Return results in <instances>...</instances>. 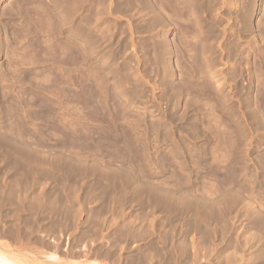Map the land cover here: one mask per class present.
<instances>
[{"label": "rangeland", "instance_id": "obj_1", "mask_svg": "<svg viewBox=\"0 0 264 264\" xmlns=\"http://www.w3.org/2000/svg\"><path fill=\"white\" fill-rule=\"evenodd\" d=\"M0 250L264 264V0H0Z\"/></svg>", "mask_w": 264, "mask_h": 264}, {"label": "bare ground", "instance_id": "obj_2", "mask_svg": "<svg viewBox=\"0 0 264 264\" xmlns=\"http://www.w3.org/2000/svg\"><path fill=\"white\" fill-rule=\"evenodd\" d=\"M47 6V5H46ZM163 6V5H162ZM164 14V13H163ZM153 17V16H152ZM179 17V16H178ZM245 18V17H244ZM163 21V20H162ZM170 23V22H169ZM180 50V49H179ZM166 74V73H165ZM102 145V144H101ZM134 177V176H133ZM156 191V190H155ZM56 211V210H55ZM105 220V219H104ZM114 225V224H113ZM34 228V227H33ZM151 228V227H150ZM48 233V232H47ZM137 235V234H136ZM90 237V236H89ZM21 240V238H20ZM34 244V243H33ZM36 244V243H35ZM23 245V244H22ZM28 246V245H27ZM49 247V246H48ZM34 249V248H33ZM15 250V249H14ZM13 251V250H12ZM36 251V250H35ZM45 253V252H44ZM41 255V254H40ZM43 255V254H42ZM51 255V254H50ZM59 258V257H58ZM57 259V258H56ZM67 259V258H66ZM31 260H26L22 256L19 255H9L6 253H3L0 250V264H35L34 261L33 263H30ZM64 261V260H63ZM77 264V263H76ZM82 264V263H81ZM188 264V263H187Z\"/></svg>", "mask_w": 264, "mask_h": 264}]
</instances>
